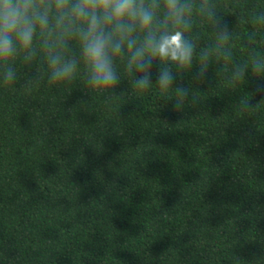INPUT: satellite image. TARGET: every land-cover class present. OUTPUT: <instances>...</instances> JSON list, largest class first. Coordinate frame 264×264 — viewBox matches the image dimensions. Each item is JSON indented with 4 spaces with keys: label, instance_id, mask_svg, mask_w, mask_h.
<instances>
[{
    "label": "trees",
    "instance_id": "obj_1",
    "mask_svg": "<svg viewBox=\"0 0 264 264\" xmlns=\"http://www.w3.org/2000/svg\"><path fill=\"white\" fill-rule=\"evenodd\" d=\"M191 4L193 62L161 64L167 93L154 77L133 88L119 61L103 91L49 84L40 51L14 62L17 81L0 83V264H264V73L232 79L264 60V0Z\"/></svg>",
    "mask_w": 264,
    "mask_h": 264
},
{
    "label": "clouds",
    "instance_id": "obj_2",
    "mask_svg": "<svg viewBox=\"0 0 264 264\" xmlns=\"http://www.w3.org/2000/svg\"><path fill=\"white\" fill-rule=\"evenodd\" d=\"M191 11V0H0V83L14 84L17 58L30 62L40 51L49 84H69L80 76L89 89H113L119 82V61L124 71L139 73L133 88L148 89L154 77L167 93L175 76L161 64L186 68L193 62L194 44L184 35ZM203 15L218 25L211 7ZM218 34L228 36L226 29ZM200 59L196 78L202 80L207 54ZM153 60L158 61L155 72ZM245 69L264 73V60L234 65L232 79ZM176 96L173 109L181 111L188 90L177 87ZM248 108L242 105V111Z\"/></svg>",
    "mask_w": 264,
    "mask_h": 264
}]
</instances>
